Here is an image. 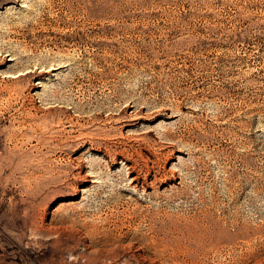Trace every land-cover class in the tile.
I'll return each mask as SVG.
<instances>
[{
  "label": "rangeland",
  "instance_id": "374dc122",
  "mask_svg": "<svg viewBox=\"0 0 264 264\" xmlns=\"http://www.w3.org/2000/svg\"><path fill=\"white\" fill-rule=\"evenodd\" d=\"M0 264H264V0H0Z\"/></svg>",
  "mask_w": 264,
  "mask_h": 264
},
{
  "label": "bare ground",
  "instance_id": "6f19581e",
  "mask_svg": "<svg viewBox=\"0 0 264 264\" xmlns=\"http://www.w3.org/2000/svg\"><path fill=\"white\" fill-rule=\"evenodd\" d=\"M172 257V256H171ZM172 260H175V257H174V259L172 258Z\"/></svg>",
  "mask_w": 264,
  "mask_h": 264
}]
</instances>
